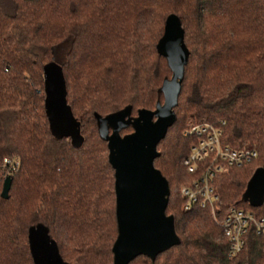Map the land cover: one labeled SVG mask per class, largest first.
I'll return each instance as SVG.
<instances>
[{
  "label": "trees",
  "instance_id": "obj_1",
  "mask_svg": "<svg viewBox=\"0 0 264 264\" xmlns=\"http://www.w3.org/2000/svg\"><path fill=\"white\" fill-rule=\"evenodd\" d=\"M169 15L180 22L189 56L176 120L157 144L154 166L168 181L166 214L180 243L154 262L139 255L129 264H264V238L255 230L229 257L210 212L184 210L180 195L194 177L182 164L193 142L183 132L188 119L205 118L224 123V142L258 153L216 175L220 213L229 205L264 207L243 199L264 168V0H0V158L19 160L7 199L0 170V264L46 262L31 248L36 226L61 264H113L114 170L97 117L123 110L133 117L163 101L171 71L158 44ZM61 46L78 140L56 131L44 109L43 68Z\"/></svg>",
  "mask_w": 264,
  "mask_h": 264
},
{
  "label": "water",
  "instance_id": "obj_2",
  "mask_svg": "<svg viewBox=\"0 0 264 264\" xmlns=\"http://www.w3.org/2000/svg\"><path fill=\"white\" fill-rule=\"evenodd\" d=\"M158 49L171 71L170 78L164 79L160 88L163 102H157L154 110L139 109L133 117L129 110L97 117L99 133L107 141L108 161L114 170L117 236L112 245L113 264H129L139 255L154 262L159 253L180 243L173 216L166 214L168 181L154 166L159 156L157 144L176 120L174 108L189 56L176 15L166 18ZM43 81L44 109L51 126L78 140L80 122L67 103L61 66L56 62L46 64ZM128 125L132 126V132L122 136L120 131ZM11 180L10 175L3 180L1 197L4 199L8 198ZM248 189L258 197L249 202L255 206L261 204L264 200L263 167L254 171ZM43 244L41 241L35 250L36 258L39 261L45 258L44 264H61L54 244L50 245V240L48 245Z\"/></svg>",
  "mask_w": 264,
  "mask_h": 264
},
{
  "label": "built area",
  "instance_id": "obj_3",
  "mask_svg": "<svg viewBox=\"0 0 264 264\" xmlns=\"http://www.w3.org/2000/svg\"><path fill=\"white\" fill-rule=\"evenodd\" d=\"M205 118L190 121L184 135L193 137L189 153L182 164L194 177L180 188L184 210L206 209L223 230L228 240V256L238 254L250 230L264 238V207L244 209L229 205L220 213V197L214 186L218 173L232 166H240L257 158V151L247 146H233L223 140L222 125ZM19 165L16 157L0 158V170L12 174Z\"/></svg>",
  "mask_w": 264,
  "mask_h": 264
},
{
  "label": "rangeland",
  "instance_id": "obj_4",
  "mask_svg": "<svg viewBox=\"0 0 264 264\" xmlns=\"http://www.w3.org/2000/svg\"><path fill=\"white\" fill-rule=\"evenodd\" d=\"M64 50H65V46H61L60 48H58L56 50V53H55V56H54V60H55L56 63H60L62 61L63 55L65 53ZM192 120H195V119H193V118L188 119L186 125ZM130 131L128 129L127 130H123L122 132H120V134L124 135V134L129 133ZM5 176H7V175H5ZM243 199H246V200L252 202V201H256L258 199V197L253 192H251V190L248 189V190L245 191V193L243 195ZM49 240H50V245H51V243H53V242L51 241V239H49L46 236L43 227L36 226V227L31 229V231H30V243H31V248L33 250V253L35 252V250H37V247L39 246L41 241H44L43 245H48L49 244Z\"/></svg>",
  "mask_w": 264,
  "mask_h": 264
},
{
  "label": "flooded vegetation",
  "instance_id": "obj_5",
  "mask_svg": "<svg viewBox=\"0 0 264 264\" xmlns=\"http://www.w3.org/2000/svg\"><path fill=\"white\" fill-rule=\"evenodd\" d=\"M132 130H133V129H132ZM132 130H131L130 132H132ZM130 132H129V133H130ZM127 134H128V133H127ZM124 135H125V134H124ZM122 136H123V135H122Z\"/></svg>",
  "mask_w": 264,
  "mask_h": 264
}]
</instances>
